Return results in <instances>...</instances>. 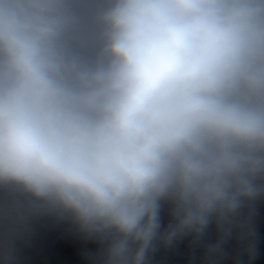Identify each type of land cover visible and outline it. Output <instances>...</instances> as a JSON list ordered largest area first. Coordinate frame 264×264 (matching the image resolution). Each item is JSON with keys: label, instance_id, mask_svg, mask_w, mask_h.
<instances>
[{"label": "clouds", "instance_id": "1", "mask_svg": "<svg viewBox=\"0 0 264 264\" xmlns=\"http://www.w3.org/2000/svg\"><path fill=\"white\" fill-rule=\"evenodd\" d=\"M264 0H0V264H262Z\"/></svg>", "mask_w": 264, "mask_h": 264}]
</instances>
